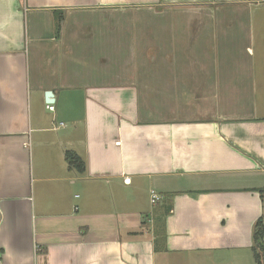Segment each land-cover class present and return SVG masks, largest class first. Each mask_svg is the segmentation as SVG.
Segmentation results:
<instances>
[{"label": "crops", "instance_id": "1", "mask_svg": "<svg viewBox=\"0 0 264 264\" xmlns=\"http://www.w3.org/2000/svg\"><path fill=\"white\" fill-rule=\"evenodd\" d=\"M261 190L264 0H0V264H257Z\"/></svg>", "mask_w": 264, "mask_h": 264}, {"label": "trees", "instance_id": "2", "mask_svg": "<svg viewBox=\"0 0 264 264\" xmlns=\"http://www.w3.org/2000/svg\"><path fill=\"white\" fill-rule=\"evenodd\" d=\"M67 159L70 163V165L72 167L77 168L80 172L84 171V167L81 165V161L79 160V158L72 154V153H68L67 155ZM262 194H264V190L260 191ZM264 233V219H260L257 223L256 226L254 228V255H255V259L257 264H262L261 263V254L259 253L258 249L261 246V239H262V235Z\"/></svg>", "mask_w": 264, "mask_h": 264}, {"label": "built area", "instance_id": "3", "mask_svg": "<svg viewBox=\"0 0 264 264\" xmlns=\"http://www.w3.org/2000/svg\"><path fill=\"white\" fill-rule=\"evenodd\" d=\"M47 108L50 111H55V106L53 104H48ZM131 182L130 179H125L124 183L125 184H129ZM162 196L159 195L158 193H156L155 191L151 192V203L153 205H157L158 203H160V201L162 200ZM259 253L261 254V263L264 264V233L262 235V239H261V246L258 249Z\"/></svg>", "mask_w": 264, "mask_h": 264}, {"label": "water", "instance_id": "4", "mask_svg": "<svg viewBox=\"0 0 264 264\" xmlns=\"http://www.w3.org/2000/svg\"><path fill=\"white\" fill-rule=\"evenodd\" d=\"M45 100L47 104H54L55 103L54 94L52 92H47L45 95Z\"/></svg>", "mask_w": 264, "mask_h": 264}, {"label": "rangeland", "instance_id": "5", "mask_svg": "<svg viewBox=\"0 0 264 264\" xmlns=\"http://www.w3.org/2000/svg\"><path fill=\"white\" fill-rule=\"evenodd\" d=\"M122 71V70H121ZM119 71V72H121ZM49 113V112H48ZM50 114V113H49ZM58 114L60 115V111H59V108H58ZM52 115V114H51ZM59 120H62L64 122V124H67V122L65 121V119H59ZM60 122V121H59ZM59 122H57L59 124Z\"/></svg>", "mask_w": 264, "mask_h": 264}]
</instances>
